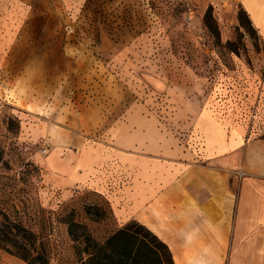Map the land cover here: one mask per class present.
I'll return each instance as SVG.
<instances>
[{"label":"rangeland","instance_id":"rangeland-1","mask_svg":"<svg viewBox=\"0 0 264 264\" xmlns=\"http://www.w3.org/2000/svg\"><path fill=\"white\" fill-rule=\"evenodd\" d=\"M14 14L0 11V205L48 239L49 264H78L88 235L122 227L97 188L67 191L86 148L198 156L206 112L264 138V38L246 0H31ZM0 264L28 263L0 248Z\"/></svg>","mask_w":264,"mask_h":264},{"label":"crops","instance_id":"crops-1","mask_svg":"<svg viewBox=\"0 0 264 264\" xmlns=\"http://www.w3.org/2000/svg\"><path fill=\"white\" fill-rule=\"evenodd\" d=\"M79 1L60 0L64 6ZM30 4L0 0V11L12 16L6 24H13L16 8ZM246 8L264 38V0H246ZM199 129L198 156L190 149L180 154L172 142L145 148L147 142L135 141L131 152L121 138L101 152L86 148L69 162L67 178L76 187L67 191L97 188L122 226L145 225L176 264H264V138L247 140L239 128L227 132L207 112Z\"/></svg>","mask_w":264,"mask_h":264},{"label":"trees","instance_id":"trees-1","mask_svg":"<svg viewBox=\"0 0 264 264\" xmlns=\"http://www.w3.org/2000/svg\"><path fill=\"white\" fill-rule=\"evenodd\" d=\"M69 225L70 235L77 241L73 227L78 224L72 221ZM47 242L48 239L40 237L21 219L13 218L8 209L0 205V248L28 264H49ZM83 253L86 256L81 257L78 264H176L169 246L137 220L123 225L103 240L88 235Z\"/></svg>","mask_w":264,"mask_h":264}]
</instances>
